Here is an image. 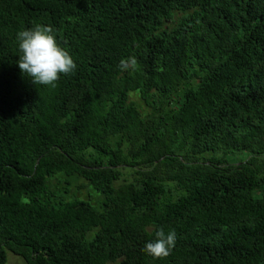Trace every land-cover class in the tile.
<instances>
[{"label": "trees", "instance_id": "trees-1", "mask_svg": "<svg viewBox=\"0 0 264 264\" xmlns=\"http://www.w3.org/2000/svg\"><path fill=\"white\" fill-rule=\"evenodd\" d=\"M36 25L76 64L55 86L17 65L16 34ZM159 229L176 242L155 260L142 249ZM9 253L264 264V0H0V264Z\"/></svg>", "mask_w": 264, "mask_h": 264}, {"label": "clouds", "instance_id": "clouds-1", "mask_svg": "<svg viewBox=\"0 0 264 264\" xmlns=\"http://www.w3.org/2000/svg\"><path fill=\"white\" fill-rule=\"evenodd\" d=\"M16 43L20 53L18 68L35 85L55 86L61 75L70 74L76 69L71 55L61 47L49 27L36 25L21 30L16 34ZM121 67H127V61H121ZM175 242V230L165 233L159 229L142 252L155 260H161L170 255Z\"/></svg>", "mask_w": 264, "mask_h": 264}, {"label": "rangeland", "instance_id": "rangeland-1", "mask_svg": "<svg viewBox=\"0 0 264 264\" xmlns=\"http://www.w3.org/2000/svg\"><path fill=\"white\" fill-rule=\"evenodd\" d=\"M176 20H179V16H176ZM139 103H140V105L144 106L141 101ZM143 110L145 112L146 108L143 107ZM92 191H93V193H95L94 190H92ZM8 260H9V264H26L20 257H17L15 255H13L12 253L8 254Z\"/></svg>", "mask_w": 264, "mask_h": 264}]
</instances>
